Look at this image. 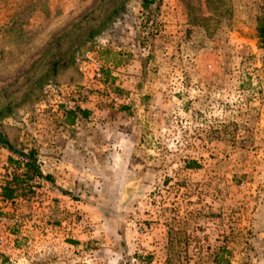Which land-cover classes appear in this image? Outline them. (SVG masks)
I'll return each mask as SVG.
<instances>
[{
    "label": "rangeland",
    "instance_id": "1",
    "mask_svg": "<svg viewBox=\"0 0 264 264\" xmlns=\"http://www.w3.org/2000/svg\"><path fill=\"white\" fill-rule=\"evenodd\" d=\"M0 264H264V0H0Z\"/></svg>",
    "mask_w": 264,
    "mask_h": 264
},
{
    "label": "trees",
    "instance_id": "2",
    "mask_svg": "<svg viewBox=\"0 0 264 264\" xmlns=\"http://www.w3.org/2000/svg\"><path fill=\"white\" fill-rule=\"evenodd\" d=\"M82 113H85V111H81ZM77 114L76 110H69L67 112V117H74ZM33 154L31 153L30 156ZM26 171L24 174H15L11 182H9L3 189V194L7 198H13L16 194V187L17 185L21 184L22 182L31 180L37 173H40L39 170H37L34 167V164L28 160L25 162ZM48 177V176H47ZM216 261H219L216 257Z\"/></svg>",
    "mask_w": 264,
    "mask_h": 264
},
{
    "label": "built area",
    "instance_id": "3",
    "mask_svg": "<svg viewBox=\"0 0 264 264\" xmlns=\"http://www.w3.org/2000/svg\"><path fill=\"white\" fill-rule=\"evenodd\" d=\"M98 75L100 76L101 74H100V73H98Z\"/></svg>",
    "mask_w": 264,
    "mask_h": 264
}]
</instances>
